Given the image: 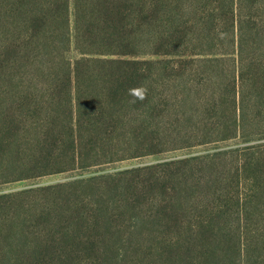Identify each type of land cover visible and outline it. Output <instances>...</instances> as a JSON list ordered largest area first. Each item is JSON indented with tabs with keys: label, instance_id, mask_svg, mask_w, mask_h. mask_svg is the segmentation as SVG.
Instances as JSON below:
<instances>
[{
	"label": "trees",
	"instance_id": "1",
	"mask_svg": "<svg viewBox=\"0 0 264 264\" xmlns=\"http://www.w3.org/2000/svg\"><path fill=\"white\" fill-rule=\"evenodd\" d=\"M262 138L264 0H0V182L212 145L0 193V264H264Z\"/></svg>",
	"mask_w": 264,
	"mask_h": 264
},
{
	"label": "rangeland",
	"instance_id": "2",
	"mask_svg": "<svg viewBox=\"0 0 264 264\" xmlns=\"http://www.w3.org/2000/svg\"><path fill=\"white\" fill-rule=\"evenodd\" d=\"M251 142H254L257 144H263L264 138L260 140H254ZM228 143L231 144L230 146H237V145H243L246 142L238 141L235 139L232 141H228ZM209 147H212V145L210 144L199 145V146L189 147V148H180V149L162 151V152H157V153L142 154V155H138L134 157H127L124 159H119L113 162L105 163L100 166H94V167H89L85 169L76 168L73 170L45 173V174L28 177V178L5 180V181L0 182V193L15 191L21 188H26V187H31V186H39V185H44V184L66 181L68 179H73V178L88 177L93 174L112 172V171H116L119 169L129 168V167L137 166V165L139 166L146 165V164L162 161L164 159L180 157L183 155H188V154H193V153H199V152L205 151ZM161 222L163 223V216H161ZM161 230L163 231V225L161 226Z\"/></svg>",
	"mask_w": 264,
	"mask_h": 264
},
{
	"label": "clouds",
	"instance_id": "3",
	"mask_svg": "<svg viewBox=\"0 0 264 264\" xmlns=\"http://www.w3.org/2000/svg\"><path fill=\"white\" fill-rule=\"evenodd\" d=\"M147 93H148V89L143 85L130 88L128 90L129 96L132 97L130 103L135 104L138 100L144 101L147 97Z\"/></svg>",
	"mask_w": 264,
	"mask_h": 264
}]
</instances>
